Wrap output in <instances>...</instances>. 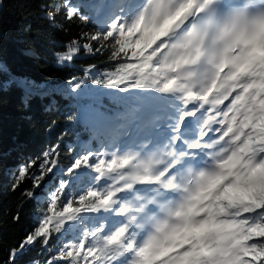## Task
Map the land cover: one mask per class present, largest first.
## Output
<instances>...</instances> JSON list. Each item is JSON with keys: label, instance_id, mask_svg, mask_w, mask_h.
<instances>
[{"label": "snow or ice", "instance_id": "obj_1", "mask_svg": "<svg viewBox=\"0 0 264 264\" xmlns=\"http://www.w3.org/2000/svg\"><path fill=\"white\" fill-rule=\"evenodd\" d=\"M82 7H44L58 27L98 25L60 59L109 67L66 82L82 130L70 163L61 137L14 173L12 191L45 187L47 208L6 264L37 244L33 264H264V0Z\"/></svg>", "mask_w": 264, "mask_h": 264}, {"label": "trees", "instance_id": "obj_2", "mask_svg": "<svg viewBox=\"0 0 264 264\" xmlns=\"http://www.w3.org/2000/svg\"><path fill=\"white\" fill-rule=\"evenodd\" d=\"M56 2L59 0H0V264H6L9 250L47 208L45 187L38 189L37 198L32 200L22 199L21 189L12 191L14 173L28 158L42 153L61 137L62 163H70L74 153L68 154L67 148L75 146L82 130L79 124L64 119L73 103L66 98V82L73 76L84 77L88 65L95 64L99 70L109 67L106 56L83 51L71 62L60 59L72 40L98 25L93 19L88 24L65 21L62 28L58 27L62 17L52 22L44 15V7ZM72 2L84 5L81 10L94 16L87 7L91 0ZM91 88L89 84L84 90ZM29 187L30 181L22 185ZM17 212L21 216L18 223L12 219ZM45 259L47 254L37 244L19 256L16 264Z\"/></svg>", "mask_w": 264, "mask_h": 264}]
</instances>
